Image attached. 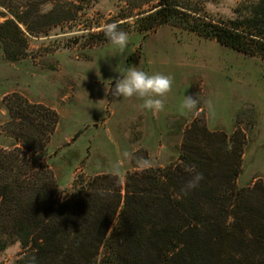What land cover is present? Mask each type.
Instances as JSON below:
<instances>
[{"label": "rangeland", "instance_id": "1", "mask_svg": "<svg viewBox=\"0 0 264 264\" xmlns=\"http://www.w3.org/2000/svg\"><path fill=\"white\" fill-rule=\"evenodd\" d=\"M173 1L183 14L231 21L248 16L259 0ZM157 4L0 0V148L15 143L7 132V101L19 96L55 111L56 131L35 159L53 172L59 202L79 175H117L118 164L124 185L128 173L170 165L193 126L229 135L241 130L246 146L237 185L264 183V60L170 24L141 31L138 20ZM112 22L129 34L122 51L102 31ZM128 68L172 78L163 111L111 95ZM186 96L198 99L196 109L182 108ZM4 240L0 264H16L21 246Z\"/></svg>", "mask_w": 264, "mask_h": 264}, {"label": "trees", "instance_id": "2", "mask_svg": "<svg viewBox=\"0 0 264 264\" xmlns=\"http://www.w3.org/2000/svg\"><path fill=\"white\" fill-rule=\"evenodd\" d=\"M178 8L158 0L139 29L170 24L264 60V0L231 21ZM7 109L15 143L0 148V237L20 244L16 264H264V183L237 185L246 146L241 130L193 126L170 165L128 173L124 185L117 175H79L59 202L53 172L35 159L58 114L19 96ZM197 172L204 179L185 195L181 189Z\"/></svg>", "mask_w": 264, "mask_h": 264}, {"label": "clouds", "instance_id": "3", "mask_svg": "<svg viewBox=\"0 0 264 264\" xmlns=\"http://www.w3.org/2000/svg\"><path fill=\"white\" fill-rule=\"evenodd\" d=\"M105 37L121 51L124 50L129 42V34L124 31L118 22L105 24L102 27ZM173 80L170 76L164 74H148L137 68H128L126 74L115 82V86L111 87L112 96L122 98H137L143 101L142 107L153 112L164 110V98L172 91ZM108 91V89H107ZM198 99L186 96L182 105L183 109L192 111L196 109ZM142 163L146 164L147 161ZM114 174H119L118 164L114 166ZM191 171H195L192 169ZM204 179L202 173H196L192 179L187 181L181 191L187 195L190 191L199 186L200 181Z\"/></svg>", "mask_w": 264, "mask_h": 264}]
</instances>
